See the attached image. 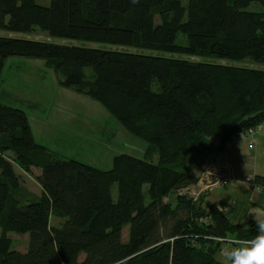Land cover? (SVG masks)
Segmentation results:
<instances>
[{"label": "trees", "instance_id": "trees-1", "mask_svg": "<svg viewBox=\"0 0 264 264\" xmlns=\"http://www.w3.org/2000/svg\"><path fill=\"white\" fill-rule=\"evenodd\" d=\"M185 1L0 0L1 31L156 52L0 35V71L8 56L47 59L63 86L99 100L145 140L146 157L158 153L156 163L120 153L107 170L56 155L34 140L22 109L0 100V264H219L221 238L256 234L232 222L224 203L205 207L185 190L198 181L195 165L264 121V69L178 55L264 65V0ZM34 169L40 193L21 202L19 175ZM253 180L264 188V176ZM10 232L28 233L25 251L11 247Z\"/></svg>", "mask_w": 264, "mask_h": 264}, {"label": "rangeland", "instance_id": "rangeland-1", "mask_svg": "<svg viewBox=\"0 0 264 264\" xmlns=\"http://www.w3.org/2000/svg\"><path fill=\"white\" fill-rule=\"evenodd\" d=\"M182 1L186 5V1ZM36 2L41 5H49L50 0H36ZM248 9L261 10L262 7L258 3H253ZM156 22L159 23L158 17H156ZM0 35L47 40L58 44L92 45L111 49L156 53L137 48L50 37L40 29H35L29 33H12L0 30ZM186 40L182 33L177 34V43L184 44ZM169 56L173 55L170 54ZM178 56L192 62L213 60L264 69L263 64L255 63L249 59L232 61L218 58L214 60L200 55ZM83 71L90 79L91 74H93L91 68L84 67ZM64 78V74L55 66L49 65L45 58L8 56L4 59L0 71V100L22 109L27 115L34 140L56 155L72 158L102 170L110 169L112 158L120 153L130 154L138 158H148L154 163L158 162L157 152H153L149 157L144 155V150L148 145L145 140L129 132L99 100L78 91L75 87L63 86L61 81ZM7 155L11 157L13 153L8 152ZM15 167L19 169L18 166ZM37 173L38 169H34L32 173L21 172V175H19L20 186L15 191V196L21 202L26 201V198L39 194L40 184L36 180ZM185 191L197 196L193 189ZM112 194L114 198L117 195L116 184L112 187ZM174 198L175 195L170 193L165 197V200L174 202ZM62 221L52 216L50 224L59 226ZM128 235L129 224H126L122 228V240L127 241ZM8 236L13 249L26 250L28 233L10 232ZM216 258L220 260L219 251L216 253Z\"/></svg>", "mask_w": 264, "mask_h": 264}, {"label": "crops", "instance_id": "crops-1", "mask_svg": "<svg viewBox=\"0 0 264 264\" xmlns=\"http://www.w3.org/2000/svg\"><path fill=\"white\" fill-rule=\"evenodd\" d=\"M217 154L222 157V165L212 171L215 183L205 187L203 181L198 180L188 189L195 190L197 196L194 198L203 196L205 207L222 202L225 214L232 222L242 226L252 223L256 228L254 219L248 216V210L264 206V189L256 191L246 183L245 178L264 176V121L252 136L241 134L234 141L223 145L221 150H215L207 157L206 164L195 165L192 173L201 179L204 169ZM219 178L222 184L218 182Z\"/></svg>", "mask_w": 264, "mask_h": 264}, {"label": "clouds", "instance_id": "clouds-1", "mask_svg": "<svg viewBox=\"0 0 264 264\" xmlns=\"http://www.w3.org/2000/svg\"><path fill=\"white\" fill-rule=\"evenodd\" d=\"M248 216L254 219L256 234L252 238H221L219 264H264V206L250 208Z\"/></svg>", "mask_w": 264, "mask_h": 264}, {"label": "built area", "instance_id": "built-area-1", "mask_svg": "<svg viewBox=\"0 0 264 264\" xmlns=\"http://www.w3.org/2000/svg\"><path fill=\"white\" fill-rule=\"evenodd\" d=\"M260 128H261V123H258V124L254 125V126H251V127L247 128V129H245L244 131L236 132L224 143V145L234 141L241 134H244V135H247V136H252V134L256 130H258ZM221 165H222V157L219 154H217V155H215L213 157V160L211 161V163L209 165H207V167L205 168L201 179H198V180L200 182L203 181L205 187H210L211 185H213L215 183L214 182V178L212 177V171L214 169H217V168L221 167ZM245 181H246L247 184H249L250 186H252L255 189L257 188V186H259L260 190L264 189L262 186L256 184L253 179H250V178L246 177ZM218 182L221 183V184L223 183L222 179H220V178H219ZM190 195L192 197L195 196L194 194H190Z\"/></svg>", "mask_w": 264, "mask_h": 264}]
</instances>
